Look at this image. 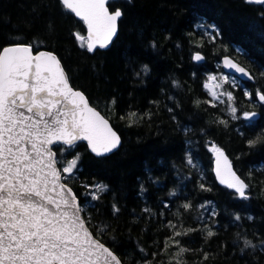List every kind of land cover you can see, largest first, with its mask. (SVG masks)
Wrapping results in <instances>:
<instances>
[{"label": "trees", "instance_id": "trees-1", "mask_svg": "<svg viewBox=\"0 0 264 264\" xmlns=\"http://www.w3.org/2000/svg\"><path fill=\"white\" fill-rule=\"evenodd\" d=\"M108 6L123 13L118 35L109 49L90 54L74 36L85 35L83 22L59 0H0V48L32 44L34 50L56 54L71 85L120 136L119 148L107 156H95L84 143L57 153L65 165L79 154L74 177L66 183L85 207L82 215L91 219L93 230L107 226L99 239L123 264H144L153 260V253V264H166L169 221L199 229L178 238L192 250L184 256L187 264H264V142L248 143L264 137V104L256 98L258 91L264 92V5L246 0H114ZM195 53L204 56L202 63L194 62ZM225 56L255 80L235 78L233 87L234 77L228 76L222 90L233 93L237 119L230 115L226 97L216 107L205 103L211 96L204 85L210 75H225ZM252 111L257 117L244 120L243 113ZM130 112L144 119L129 127L121 117ZM211 144L225 151L249 185L248 199L216 182ZM189 154L196 167L187 163ZM95 184L107 186L99 200H91L85 187ZM186 202L192 205L187 211L181 207ZM114 203L119 213H113ZM208 228L215 232L211 238ZM245 238L256 247L245 248Z\"/></svg>", "mask_w": 264, "mask_h": 264}, {"label": "snow or ice", "instance_id": "snow-or-ice-1", "mask_svg": "<svg viewBox=\"0 0 264 264\" xmlns=\"http://www.w3.org/2000/svg\"><path fill=\"white\" fill-rule=\"evenodd\" d=\"M59 2L65 11L74 14L86 26V36L74 33L80 47L92 53L112 43L123 13L119 8L110 11L109 0ZM246 2L264 5V0ZM193 59L202 61L204 56L195 53ZM223 66L253 79L244 67L228 57L223 59ZM143 71L147 72V66ZM229 82L227 75L219 78L210 75L204 86L211 100L205 103L216 107L217 102L224 104L221 97H226L229 113L237 119L233 93L222 90ZM231 84L237 86L235 78ZM244 95L249 100L253 98L248 91ZM256 98L264 104V92L258 91ZM112 103L115 104V100ZM256 115L255 111L244 112L243 119L252 121ZM125 118L132 127L144 116L130 112L127 117H121ZM219 122L227 124L225 120ZM79 141H85L97 157L112 153L121 143L108 119L90 104L82 91L71 85L54 53L38 51L34 54L32 44L16 43L0 48V264H123L121 258L99 239L107 226L92 229L91 219L82 215L85 207L66 183L74 177L79 154L66 165L57 159L58 152L62 154L75 148ZM258 142H264V137L249 141V147ZM55 145L61 147L54 150ZM209 150L215 156L219 183L233 189L241 199H248L249 185L233 170L223 150L215 144H211ZM187 163L196 167L190 154ZM85 187L91 200H99L107 190L104 184ZM200 187L208 190L203 184ZM141 191H144L143 186ZM181 207L187 211L192 205L186 202ZM112 210L114 214L120 211L115 203ZM144 211L151 210L145 208ZM212 215H215L214 211ZM166 227L172 233L164 241L166 264H187L184 256L192 250L184 247L178 238L199 229L186 228L182 223L178 225L172 221ZM206 235L211 238L215 232L208 228ZM243 244L245 248L256 247L246 238ZM140 251L144 252V249ZM156 255L152 254L153 260ZM207 259L208 254L204 253L203 260ZM153 260H145L144 264H153Z\"/></svg>", "mask_w": 264, "mask_h": 264}, {"label": "water", "instance_id": "water-1", "mask_svg": "<svg viewBox=\"0 0 264 264\" xmlns=\"http://www.w3.org/2000/svg\"><path fill=\"white\" fill-rule=\"evenodd\" d=\"M110 1H114V0H109V2ZM121 10V9H120ZM110 11H111V9H110ZM74 15V14H73ZM76 19H78L77 17H76ZM121 19V18H120ZM79 20V19H78ZM80 21V20H79ZM120 21V20H119ZM119 21H118V31H119ZM84 24V23H83ZM85 26V25H84ZM85 29H86V26H85ZM118 31H117V34H116V36L113 38V41H112V43L114 42V40L116 39V37H117V35H118ZM87 35V29H86V33H85V36ZM112 43L107 47V48H104V49H100V48H97L96 50H101V51H105V50H107V49H109L110 47H111V45H112ZM95 50V51H96ZM38 51H46V50H34V54L36 53V52H38ZM94 51V52H95ZM47 52H49V51H47ZM94 52H92V53H90V54H93ZM56 55V54H55ZM202 55V54H201ZM57 56V55H56ZM203 56V55H202ZM225 57H228V58H230V59H232L235 63H237L238 65H240L241 67H244L242 64H240L239 62H237L233 57H231V56H225ZM225 57H223L222 59H221V68H222V71L224 72V74H226V75H230V76H233V77H235V78H237L238 80H240V81H242V82H246V83H254V77L252 76V74L250 73V71L247 69V68H245L249 73H250V75L253 77V79H251V80H249L247 77H245V76H243V75H241L240 73H236V72H234V70H231V69H227V68H225L224 66H223V59L225 58ZM59 59V58H58ZM194 60V59H193ZM204 61V59L202 60V61H195L194 60V62H196V63H202ZM62 64V63H61ZM62 67H63V65H62ZM64 68V67H63ZM99 111V110H98ZM100 112V111H99ZM101 113V112H100ZM101 115H103L102 113H101ZM104 116V115H103ZM105 117V116H104ZM257 117V115L253 118V119H255ZM106 118V117H105ZM107 119V118H106ZM109 121V120H108ZM109 123H110V125L112 126V124H111V122L109 121ZM112 128H113V130L114 131H116L115 129H114V127L112 126ZM117 132V131H116ZM117 134H118V132H117ZM119 135V134H118ZM78 143H84L86 146H87V143L85 142V141H79ZM121 144V143H120ZM54 147V146H53ZM87 148H88V146H87ZM119 148V147H118ZM117 148V149H118ZM117 149H115L114 151H116ZM89 150V149H88ZM90 151V150H89ZM113 151V152H114ZM91 152V151H90ZM224 152V154L228 157V155L225 153V151H223ZM93 154V153H92ZM109 154H111V153H109ZM109 154H107V155H109ZM106 155V156H107ZM213 155V165H212V171H213V175H214V177H215V180H216V182L220 185V186H222V187H226L225 185H222V184H220L219 183V181H218V179H217V177H216V174H215V156H214V153L212 154ZM228 159L230 160V158L228 157ZM231 161V160H230ZM232 163V162H231ZM232 166H233V164H232ZM59 167V166H58ZM233 170L235 171V169H234V166H233ZM236 172V171H235ZM237 173V172H236ZM237 175H238V173H237ZM239 176V175H238ZM242 179V178H241ZM70 187V186H69ZM227 188V187H226ZM227 189H229V188H227ZM73 190V189H72ZM230 191H233L234 193H235V191L233 190V189H229ZM74 191V190H73ZM238 195V194H237Z\"/></svg>", "mask_w": 264, "mask_h": 264}, {"label": "rangeland", "instance_id": "rangeland-1", "mask_svg": "<svg viewBox=\"0 0 264 264\" xmlns=\"http://www.w3.org/2000/svg\"><path fill=\"white\" fill-rule=\"evenodd\" d=\"M228 76V75H227Z\"/></svg>", "mask_w": 264, "mask_h": 264}]
</instances>
